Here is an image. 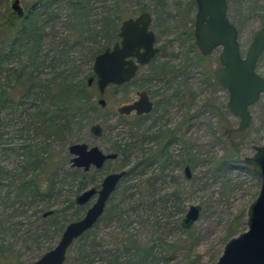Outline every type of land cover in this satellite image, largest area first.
I'll list each match as a JSON object with an SVG mask.
<instances>
[{
	"label": "rangeland",
	"instance_id": "rangeland-1",
	"mask_svg": "<svg viewBox=\"0 0 264 264\" xmlns=\"http://www.w3.org/2000/svg\"><path fill=\"white\" fill-rule=\"evenodd\" d=\"M15 1L0 0V41L5 21H13L14 25L20 22L21 17L13 10ZM39 1L19 0L24 17ZM88 2L85 28L77 15L73 16L74 10L65 6V0H51L50 10H33V20L42 28L45 52H50L54 44H59L57 50L62 51L64 39L70 43L65 49L67 60H71L68 68L73 82L88 84L95 76V58L113 48L122 23L138 17L143 10L152 16L160 53L153 63L140 69L128 86H111L100 97L94 84L90 95L98 109L97 113H89L91 121L76 138L68 139L66 147L51 140V150L56 152L54 160L67 156L68 162L58 171L53 192L44 194V203L37 200L34 206L25 208L23 226L12 227L11 234L5 237L14 251L10 264H33L54 250L66 227L80 221L97 199L78 206L77 197L101 187L109 174L121 171L127 174L110 197L102 217L74 241L64 264H217L228 242L248 231L249 210L261 191L262 180L249 160L257 147H264V94L250 108L251 126L242 134L229 133L240 120L227 108L228 90L213 78L220 67L221 49L201 60L194 35L198 12L195 0ZM106 8L114 12L111 20H117L112 29L104 27ZM228 16L238 29L241 54L245 57L255 34L264 27V0H228ZM15 63L16 59L4 68L15 69ZM160 64L168 67L162 72L169 77L176 75L172 84L166 85V78L154 70ZM50 72L49 68L44 69V79ZM257 73L264 78V55ZM8 82V73L1 74L0 86H7ZM140 90L155 94L157 104L151 116L137 120L119 115L117 109L135 100L136 91ZM101 98L106 101L103 110L98 104ZM18 113L14 108H5L1 114L4 122L8 118L9 124H18ZM97 123L104 129L100 138L90 132ZM182 124L185 126L180 129ZM15 131L10 126L6 129L12 142L18 143L20 136ZM164 135L171 139L161 158L159 136ZM77 143L99 146L105 153H117L119 157L82 178L73 171L68 153L69 147ZM1 160L6 158L0 153ZM137 163L141 167L128 173ZM186 166L190 167V179L185 174ZM191 206L201 208L200 216L190 228H185L183 222ZM6 212L0 202V214ZM49 212L51 215L45 216ZM6 214L11 215L12 211Z\"/></svg>",
	"mask_w": 264,
	"mask_h": 264
},
{
	"label": "water",
	"instance_id": "water-1",
	"mask_svg": "<svg viewBox=\"0 0 264 264\" xmlns=\"http://www.w3.org/2000/svg\"><path fill=\"white\" fill-rule=\"evenodd\" d=\"M195 2L198 8L194 31L196 46L205 57L221 49L219 57L221 67L216 70L214 78L220 86L228 90L227 108L240 120L238 127L229 133L242 134L251 126L250 108L255 106L264 94V78L257 73L258 62L264 55V27L255 34L246 56L242 57L239 32L229 19L227 0ZM13 10L18 12L20 17L23 16L19 0L13 4ZM150 23L149 13L137 19L124 21L119 33L121 43L95 58L94 73L101 95L112 85L121 86L133 80L139 67L148 65L156 57L159 50L155 48L156 39L154 33L149 30ZM95 77L88 80V87L93 86ZM98 103L103 108L106 106L104 99H100ZM152 110L153 103L146 92H142L135 104L120 107L118 112L124 115L136 111L142 115L149 114ZM91 133L94 137L100 138L104 129L97 123L91 126ZM69 155L72 156L71 167L84 169L85 172H89L92 167L101 170L108 161H114L119 157L117 153H105L99 146H90L86 143L71 145ZM249 164L262 180L261 191L249 210L248 231L228 242L217 264H264V147L256 148V154L249 160ZM126 174L124 171L108 175L103 180L97 202L88 209L80 221L66 227L54 250L33 264H64L68 249L102 217L110 197ZM185 174L188 179L191 178L189 166L186 167ZM95 194L96 189L84 192L77 197L76 204L85 206ZM200 212V207L191 206L183 226L190 228L198 220ZM51 213H46L45 216Z\"/></svg>",
	"mask_w": 264,
	"mask_h": 264
},
{
	"label": "trees",
	"instance_id": "trees-1",
	"mask_svg": "<svg viewBox=\"0 0 264 264\" xmlns=\"http://www.w3.org/2000/svg\"><path fill=\"white\" fill-rule=\"evenodd\" d=\"M87 5L88 0H65V6L74 10L73 16L77 15L82 28L87 27L89 19ZM50 6L51 0H40L30 15L21 17L18 24L5 21L0 41V75L8 73L9 80L7 86H0V153L1 157L4 155L8 159L0 161V202L6 213L12 211L11 215L0 214V264H10V254L14 252L5 237L11 234L12 227L23 226L22 217L27 213L25 208L34 206L37 200L44 203V194L53 192L56 176H59L57 173L68 162L67 156L63 160H54L56 152L51 150V140L54 142L56 139L65 146L70 137L76 138L77 133L91 121L89 113H97L98 109L88 84L75 83L71 78L72 71L68 68L71 60H67L65 49L70 43L66 39L62 41L61 45L65 48L59 50L61 59L58 58L59 44H54L57 47L54 46L50 52L43 50L42 28L33 20V10H44V7L50 10ZM113 13L112 9L106 8L104 27L108 25L112 29L116 24L117 20H111ZM200 57L206 60L202 55ZM14 59L17 60L15 69H5V65ZM45 68L51 71L47 79H44ZM166 69V65L160 64L154 70L171 82L176 75L169 77L162 72ZM5 108H14L19 112L16 115L18 124L13 121L9 124L8 118L4 122L1 113ZM8 126L16 129L17 136H20L18 143L9 138L11 133L6 132ZM159 138L158 153L163 158L169 136L165 140L162 136ZM41 139L44 141L41 142ZM121 152L129 154L126 149H121ZM140 167L141 163H137L128 173ZM73 171L82 178L88 175L77 169Z\"/></svg>",
	"mask_w": 264,
	"mask_h": 264
},
{
	"label": "flooded vegetation",
	"instance_id": "flooded-vegetation-1",
	"mask_svg": "<svg viewBox=\"0 0 264 264\" xmlns=\"http://www.w3.org/2000/svg\"><path fill=\"white\" fill-rule=\"evenodd\" d=\"M227 3H228V0H227ZM21 7V6H20ZM142 11V10H141ZM145 13H149L147 10H143L142 11V13L138 16V17H140L141 15H143V14H145ZM150 14V13H149ZM18 16L20 17V15L18 14ZM23 16H24V11H23ZM22 16V17H23ZM150 16H151V14H150ZM138 17H136V18H130V19H137ZM129 20V19H128ZM127 21V20H126ZM152 24H153V19H152V16H151V23H150V27H149V30L150 31H152L153 33H154V31L152 30ZM122 26V25H121ZM121 28V27H120ZM120 33V32H119ZM154 35H155V39H156V44H155V48H157L158 50H159V52H158V54L160 53V49L157 47V37H156V34L154 33ZM118 43H121V39L119 38V40L115 43V45L116 44H118ZM114 45V46H115ZM113 46V47H114ZM107 49H112V48H107ZM106 49V50H107ZM105 50V51H106ZM144 50H142V52H143ZM216 51V50H215ZM104 53V52H103ZM102 54V53H101ZM157 54V55H158ZM100 55V54H99ZM157 55H156V57H157ZM211 56V55H210ZM156 57L154 58V59H152V61L150 62V63H153L154 62V60L156 59ZM203 57H205V56H203ZM207 57H209V56H207ZM207 57H205V58H207ZM220 57V56H219ZM134 61H136V59H133ZM220 60V59H219ZM149 63V64H150ZM148 64V65H149ZM147 66V65H146ZM142 67H144V66H140L139 67V70H138V73H139V71H140V69L142 68ZM220 67H221V64H220ZM219 67V68H220ZM218 68V69H219ZM217 69V70H218ZM216 72V71H215ZM138 73H137V75H138ZM215 74V73H214ZM137 75L135 76V78L137 77ZM95 77V76H94ZM135 78L133 79V80H131L130 82H128V83H125V84H123V85H121V86H115V85H112V87H124V86H128L130 83H132L134 80H135ZM213 78H214V75H213ZM174 80L175 79H172L171 80V82H168L167 81V79H166V81H165V84L167 85H170V84H172L173 82H174ZM214 80H215V78H214ZM96 81H97V79H96V77H95V81H94V83H93V86H94V84H96V86H97V83H96ZM216 81V80H215ZM217 83V82H216ZM218 84V83H217ZM219 85V84H218ZM92 86V87H93ZM220 86V85H219ZM92 87H89V88H92ZM111 87V86H110ZM109 88V87H108ZM107 88V89H108ZM97 89H98V87H97ZM98 92H99V90H98ZM142 92H146V94L148 95V97H149V100L153 103V110H152V112L154 111V109H155V107H156V104H157V102H155V100L153 99V96L155 95L154 93H152L150 90H148V91H146V90H140V91H136V99L135 100H133V101H130V102H127L126 104H123L121 107H123V106H129V105H133V104H135L138 100H139V94L140 93H142ZM106 93V92H105ZM104 93V94H105ZM103 94V95H104ZM99 95H100V97H102L103 95H101L100 93H99ZM102 99V98H101ZM100 100V99H99ZM99 102V101H98ZM99 104V103H98ZM100 106V105H99ZM102 109H105L106 108V106L103 108L102 106H100ZM120 108V107H119ZM118 108V109H119ZM118 109H117V113L119 114V115H121V116H124V117H127V118H129V117H134V118H136L137 120H145V118H147V117H149V116H151V113H149V114H142V115H139L136 111H133L131 114H120L119 112H118ZM99 124V123H98ZM185 125L184 124H182L181 126H179V128L180 129H183V127H184ZM236 129V128H235ZM90 132H91V129H90ZM172 133V135L175 133V132H171ZM92 134V133H91ZM169 136V139H171V136L170 135H168ZM167 137V135H164V136H162V140H165V138ZM166 145L168 144L167 142L165 143ZM103 151V150H102ZM104 152V151H103ZM68 153H69V149H68ZM117 160V159H116ZM115 161V160H114ZM108 162H110V161H108ZM107 162V163H108ZM106 163V164H107ZM106 166V165H105ZM186 167H188V166H186ZM75 169H77V170H80L81 172H83L84 174H90L92 171H94V170H97V169H95V168H91L90 169V171L89 172H85L84 171V169H81V168H75ZM97 171H99V170H97ZM121 172H124V171H121ZM126 172V171H125ZM117 173V172H116ZM118 173H120V172H118ZM127 173V172H126ZM112 174H114V173H112ZM110 175V174H109ZM103 183V182H102ZM101 186H102V184H101ZM93 189H96V194L94 195V197L91 199V201L94 199V198H97L96 199V201L94 202V204L97 202V200H98V198H99V192H100V190H101V187H99V188H93ZM110 200V199H109ZM90 201V202H91ZM109 202V201H108ZM93 204V205H94ZM108 204V203H107ZM92 205V206H93Z\"/></svg>",
	"mask_w": 264,
	"mask_h": 264
}]
</instances>
